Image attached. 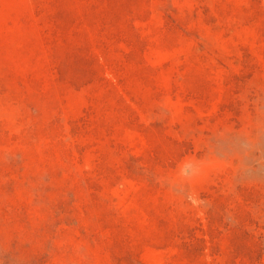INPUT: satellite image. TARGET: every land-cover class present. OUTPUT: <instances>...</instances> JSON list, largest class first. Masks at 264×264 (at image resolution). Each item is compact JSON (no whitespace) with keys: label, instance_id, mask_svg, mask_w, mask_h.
Listing matches in <instances>:
<instances>
[{"label":"rangeland","instance_id":"374dc122","mask_svg":"<svg viewBox=\"0 0 264 264\" xmlns=\"http://www.w3.org/2000/svg\"><path fill=\"white\" fill-rule=\"evenodd\" d=\"M0 264H264V0H0Z\"/></svg>","mask_w":264,"mask_h":264}]
</instances>
